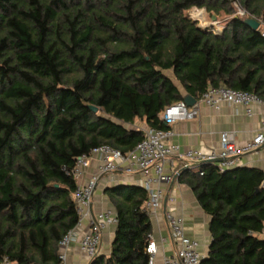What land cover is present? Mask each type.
Segmentation results:
<instances>
[{"label": "trees", "instance_id": "1", "mask_svg": "<svg viewBox=\"0 0 264 264\" xmlns=\"http://www.w3.org/2000/svg\"><path fill=\"white\" fill-rule=\"evenodd\" d=\"M193 8L227 16L224 32L200 28ZM247 18L264 26V0H0V264L60 263L77 159L103 145L128 153L144 138L136 121L167 131L160 113L209 88L264 100V38ZM190 171L210 218L200 264H264V173ZM107 192L115 236L89 264H148L146 193Z\"/></svg>", "mask_w": 264, "mask_h": 264}, {"label": "built area", "instance_id": "2", "mask_svg": "<svg viewBox=\"0 0 264 264\" xmlns=\"http://www.w3.org/2000/svg\"><path fill=\"white\" fill-rule=\"evenodd\" d=\"M234 6L237 9L236 16L245 17V12L240 9L236 2H234ZM209 30L212 33L221 32V30L212 29V25ZM259 31L261 37L264 38V26L261 25ZM199 103L212 109H218L222 104L240 106L245 109L247 115H250L251 106L262 102L254 94L219 87L209 88L201 95ZM197 116L198 108L196 105L188 108L184 101H180L166 107L160 113L159 118L167 127H170L179 121L196 119ZM142 131L144 133L143 140L128 153L122 154L118 150L103 145L93 149L88 156L77 159L73 170L76 188L72 199L78 220L75 228L69 231L59 243L60 249H66L70 244L78 242L80 252L89 262L99 255L102 234L108 227L116 226L117 217L110 211L92 214L90 210L92 198L100 177H111L120 169L124 168L127 172H138L143 175L141 186L147 199L142 208L150 218L156 217L164 199L161 186L173 183L179 176L178 170L166 171V166L168 163L170 164V159L174 155L181 154L177 146L167 143L168 138L172 135L170 130L162 131L147 128ZM262 145H264V131L258 133L243 148L236 147L231 136L222 133L220 135L221 149L217 156L187 151L181 157L187 164L186 167L193 162H213L219 158L222 162L214 164L218 166L220 171H225L237 167L236 159L239 155L254 152ZM92 159H96L99 165L96 173L86 177V171L89 169ZM199 175L202 176V172H199ZM163 218L174 251L172 256L162 260V264H200L203 257L197 252V243L185 235L183 219L171 211H165ZM85 221L87 222V229L81 236H78L77 230L82 227ZM145 252L148 256V264H156L158 245L152 234L148 237ZM59 261V264H64L65 257L61 253H59ZM3 264L13 263L4 261Z\"/></svg>", "mask_w": 264, "mask_h": 264}, {"label": "crops", "instance_id": "3", "mask_svg": "<svg viewBox=\"0 0 264 264\" xmlns=\"http://www.w3.org/2000/svg\"><path fill=\"white\" fill-rule=\"evenodd\" d=\"M214 20V19H213ZM222 34L226 27V20L219 22ZM261 104L251 106V114L247 115L245 109L240 106L222 104L218 109L208 108L196 101L193 106L198 108L196 119L179 121L168 127L172 135L167 143L179 148L182 155L187 151H197L204 155L220 153V135L227 133L231 136L234 144L238 148L245 147L253 138L264 131V100ZM192 106V107H193ZM181 155H174L170 159V164L166 166V171L170 169L178 170L179 176L169 185H162L164 199L161 209L156 217L150 218L151 234L158 245L156 264H162L165 257L173 255L174 247L170 241L167 226L163 214L171 211L181 217L184 222L185 235L197 243V252L204 258L207 255L211 242L209 233L210 218L200 208L192 190L186 184L188 174L182 175L187 164ZM237 167L257 170L264 173V145L254 152L239 155L237 157ZM98 162L96 159L90 161V167L86 171V177L96 173ZM209 164L191 167L190 174H197L201 169ZM186 167V168H185ZM189 167V166H188ZM143 175L138 172H127L124 168L110 176L100 177L91 203V213L110 211L116 215V211L110 200L107 191L118 187H139L142 189ZM264 188V183H262ZM87 229L85 221L77 230L81 236ZM116 226H110L102 234V242L99 255L108 256L115 236ZM264 239V232L259 234ZM79 239V238H78ZM64 255V264H89L86 257L80 252L78 242L70 244L66 249H60Z\"/></svg>", "mask_w": 264, "mask_h": 264}, {"label": "rangeland", "instance_id": "4", "mask_svg": "<svg viewBox=\"0 0 264 264\" xmlns=\"http://www.w3.org/2000/svg\"><path fill=\"white\" fill-rule=\"evenodd\" d=\"M235 7V6H234ZM236 9V7H235ZM237 12V9H236ZM186 16L193 21L198 23V26L202 29L209 30V27L212 25V29H219L220 23L224 20H228L227 16L224 14L215 15L213 13H207L204 9H197L193 8L186 12ZM214 19V20H213ZM211 32V31H210ZM135 128H138L140 130H146L147 127L144 125V123L140 121H136Z\"/></svg>", "mask_w": 264, "mask_h": 264}, {"label": "water", "instance_id": "5", "mask_svg": "<svg viewBox=\"0 0 264 264\" xmlns=\"http://www.w3.org/2000/svg\"><path fill=\"white\" fill-rule=\"evenodd\" d=\"M243 23L247 27L251 28L253 31H258L259 28H260V26H261V24L258 21H256L255 19H253V18H247V19L244 20ZM184 102H185V104H186V106L188 108L192 107L196 103V101L193 98H191V97H186L185 100H184ZM90 109L94 113H97V111H98V109L97 108H94V107H90ZM220 162H222V160L219 159V158L216 159V160H214L213 162H208V161H206V162H193L186 169H189L191 167L203 166V165H206V164L220 163Z\"/></svg>", "mask_w": 264, "mask_h": 264}]
</instances>
